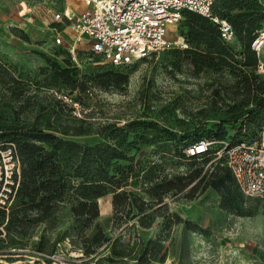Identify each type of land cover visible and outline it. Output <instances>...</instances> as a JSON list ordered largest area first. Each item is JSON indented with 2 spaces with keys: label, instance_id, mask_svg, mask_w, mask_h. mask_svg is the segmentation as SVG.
I'll use <instances>...</instances> for the list:
<instances>
[{
  "label": "rangeland",
  "instance_id": "374dc122",
  "mask_svg": "<svg viewBox=\"0 0 264 264\" xmlns=\"http://www.w3.org/2000/svg\"><path fill=\"white\" fill-rule=\"evenodd\" d=\"M258 1L259 29H264V0ZM68 7L85 6L81 0H0V64L5 69L0 70V129L44 126L50 117L60 119L67 129L87 131L80 136L55 133L60 137L91 145L122 143L128 160L119 164L132 167V172L122 189L109 185L111 192L97 200L99 215L88 226L62 206L44 221L28 212L19 227L8 231L12 209L1 208L0 195V264H20L31 256L29 251H52L66 238L73 250L83 251L85 264H264V197H246L234 184L231 196L240 207L228 210L222 206L227 191L214 186L211 177L221 162V141L240 135L253 139L260 130L264 77L254 72L261 89L248 97L243 76L250 77L253 70L241 63L240 55L219 69L197 72L191 53H175L189 48L186 18L170 28L166 51L131 66H111L91 54L86 43L77 47L75 60L64 49L66 43L54 42L55 30L63 26L53 22V14ZM219 7L223 12V2ZM69 68L86 82L84 92L71 94L65 86L48 84L47 71ZM107 73L119 76L118 81L102 76ZM21 94L20 100L15 98ZM203 140L211 142L206 155L177 158V151L186 152ZM6 162L0 154V194L10 182ZM153 163L160 167L150 184L143 165ZM115 167H110L111 177ZM192 172L197 177L193 193L195 183L179 194L161 189L147 193L148 187ZM121 190L129 197L116 206L114 194ZM101 232L106 241L96 243L94 237Z\"/></svg>",
  "mask_w": 264,
  "mask_h": 264
},
{
  "label": "trees",
  "instance_id": "16d2710c",
  "mask_svg": "<svg viewBox=\"0 0 264 264\" xmlns=\"http://www.w3.org/2000/svg\"><path fill=\"white\" fill-rule=\"evenodd\" d=\"M221 2L225 10L223 12L219 10ZM226 10L228 13H225ZM234 10H238L239 13L230 14ZM261 14L262 5L258 0H217L212 7L213 17L228 21L235 33V43L228 44L222 39L218 25L210 18L189 11L185 12L183 16L186 18L185 39L189 48L183 51L175 50V53H191V61L197 72L204 69H219L229 65L228 62L240 55L243 57L241 63L253 70L252 77L243 76L249 97L253 91L258 92L261 89V85L257 84L260 75L254 73L256 72V56L251 48L252 41L260 30ZM0 70L5 71L1 64ZM43 71L46 70L43 69ZM47 72H50L46 78L50 86L59 87V89V85L65 86L71 90V94L86 90L87 84L79 81L75 68ZM102 76L110 81H118L119 78V76L112 78L110 73ZM106 83L108 82H102L101 86H105ZM21 96L22 94L15 95V98L20 100ZM59 105L61 101L58 100L57 106ZM259 105L264 108V97ZM51 120L50 117L44 126L14 127L10 125L0 129V140H5L0 143L3 144L0 147L6 149L14 145L20 162V173L16 171L13 173L14 184L9 185L14 193V199L10 206L12 210L8 215V223L5 225L8 231L19 227L28 217V212H35L36 221H44L62 206H68L76 220L83 221L88 226L99 215L97 200L111 192L109 185L117 186V191L122 189L124 187L122 183L132 172V167H123L119 164L123 160H128L125 151L121 149L122 143L114 146L105 143L91 145L68 140L55 133L80 136L85 135L87 131L82 127L70 130L63 121L61 123L60 119ZM167 133L175 139L176 135L168 131ZM218 138L223 140V136ZM4 146L7 147L4 148ZM186 157L184 150L177 151V158L180 161ZM220 161L216 172L213 171L211 175L214 178L213 184L227 191L222 206L228 210L238 209L240 204L236 197L231 196L230 190L234 184L236 186L237 184L227 165L223 160ZM113 164L116 166L114 168L116 175L111 177L110 167ZM143 167L144 177L151 184L155 176L159 174L160 165L144 164ZM196 180V174L193 172L184 176L174 175L169 181L165 180L162 184L148 187L147 193L151 194L161 189L163 192L174 190L175 194H179L191 187ZM196 189L195 183L190 188V193ZM128 197V192L124 190L114 194L116 206H122ZM141 210L143 211L144 208ZM101 234L95 235L96 243L106 241L102 232Z\"/></svg>",
  "mask_w": 264,
  "mask_h": 264
},
{
  "label": "built area",
  "instance_id": "2783aa9c",
  "mask_svg": "<svg viewBox=\"0 0 264 264\" xmlns=\"http://www.w3.org/2000/svg\"><path fill=\"white\" fill-rule=\"evenodd\" d=\"M82 10L65 8L53 14V22L61 24L55 30L54 42L64 48L76 60L77 47L83 43L88 51L102 57L111 66L127 67L139 60L166 51L171 43L167 40L170 28L183 19L185 12H193L210 18L218 25L222 39L235 43L234 30L228 21L213 17L212 7L217 0H81ZM56 29V28H55ZM62 33L66 35H62ZM70 33V34H69ZM67 36V37H66ZM68 39V40H65ZM251 48L256 56V72L264 77V29L257 31ZM211 142L200 141L189 147L187 157L206 155ZM223 149L217 152L223 160L244 196L264 197V123L253 139L238 136L232 141H221ZM0 154L7 159L4 165L10 182L1 192L2 209L9 211L14 193L12 175L20 173V162L12 145ZM12 194V197L10 195ZM20 264H85L80 249L73 250L69 238L56 243L52 251L33 250Z\"/></svg>",
  "mask_w": 264,
  "mask_h": 264
},
{
  "label": "bare ground",
  "instance_id": "6f19581e",
  "mask_svg": "<svg viewBox=\"0 0 264 264\" xmlns=\"http://www.w3.org/2000/svg\"><path fill=\"white\" fill-rule=\"evenodd\" d=\"M18 257H19V256H18ZM5 261H6V260H5ZM0 262L2 263V262H4V261H0ZM5 264H7V263H5Z\"/></svg>",
  "mask_w": 264,
  "mask_h": 264
}]
</instances>
